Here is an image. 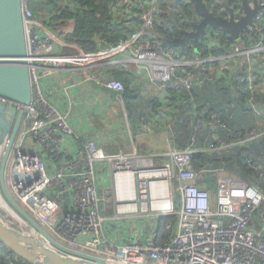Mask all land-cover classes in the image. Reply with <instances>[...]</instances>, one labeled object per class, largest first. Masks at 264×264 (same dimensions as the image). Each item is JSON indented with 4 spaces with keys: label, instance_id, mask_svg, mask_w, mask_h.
<instances>
[{
    "label": "built area",
    "instance_id": "1",
    "mask_svg": "<svg viewBox=\"0 0 264 264\" xmlns=\"http://www.w3.org/2000/svg\"><path fill=\"white\" fill-rule=\"evenodd\" d=\"M114 1L111 11L117 19L138 16L141 25L134 34L115 46L88 53L74 48L76 52L67 54L63 50L73 46L61 40V26L52 35L32 13L30 0H20L23 60L32 97L29 106L18 107L22 117L6 160L4 182L10 197L56 243L89 256L120 264H264V225L252 226V213L264 200L259 187L243 188L238 206L233 186L218 181L212 201L210 191L200 186L204 176L192 168L193 148L177 149L169 124L159 154L163 160L140 153L119 80L96 78L122 110L129 149L116 153L106 152L95 139L82 138L69 125L68 113L56 110L43 94L44 83L55 74L74 70L89 81L93 70L115 64L135 74L145 72L150 82L161 86L181 74L182 89L189 91L196 78L192 69L216 60L182 61L174 48L161 50L157 37L148 38L158 21L160 0ZM256 1L260 11L248 32L240 35V46L222 57L247 58L250 92L252 65L264 56V0ZM248 103L256 115L264 116L252 99ZM140 130L152 132L154 127L143 121ZM222 147L210 146L208 151ZM160 236L165 238L157 244Z\"/></svg>",
    "mask_w": 264,
    "mask_h": 264
},
{
    "label": "trees",
    "instance_id": "2",
    "mask_svg": "<svg viewBox=\"0 0 264 264\" xmlns=\"http://www.w3.org/2000/svg\"><path fill=\"white\" fill-rule=\"evenodd\" d=\"M202 1L214 16L227 19V9L233 12L235 19L243 14L239 0ZM114 4V0H30V9L53 32L62 23L73 22L72 30L63 35V40L88 53L117 45L141 25L138 16L117 19L111 11ZM156 9L158 21L148 38L157 37L164 51L172 48L165 44L166 41L182 39L183 33L194 32L193 24L199 23L193 5L187 0H167L165 3L160 0ZM262 31L264 34L263 26ZM236 43L219 29H207L198 42L190 39L184 46L174 48L182 61L216 60L192 69L196 78L189 91L182 89L181 74H177L171 82L162 85L166 94L161 99L140 97L134 102V98H129L134 94L129 91L131 82L127 77L130 74L117 67L106 70L124 85L123 98L127 102L125 108L133 136L138 134L143 121L153 125L159 121L153 117H164L174 134V146L179 150L188 146L193 148L192 168L204 176L200 186L210 191L211 200L215 184L226 181L235 189L236 203L241 206V193L246 186L259 187L264 194V116L256 117L248 103L252 99L259 111L264 112V91L258 88L264 79V56L258 57L252 65L255 80L254 90L250 92L247 58H222ZM248 45L246 43L245 47ZM199 81H202L200 85ZM214 122L220 125L216 126ZM210 146L223 147L220 151H208ZM252 218V226L264 225V200L252 213ZM163 221L157 223L158 233ZM160 237L156 239L157 244L165 238ZM0 264L28 263L0 245Z\"/></svg>",
    "mask_w": 264,
    "mask_h": 264
},
{
    "label": "water",
    "instance_id": "3",
    "mask_svg": "<svg viewBox=\"0 0 264 264\" xmlns=\"http://www.w3.org/2000/svg\"><path fill=\"white\" fill-rule=\"evenodd\" d=\"M187 1L193 5L199 23L193 24L194 32L183 33L182 39L166 41L169 47H182L190 39L196 43L207 29H219L240 46V35L248 32V27L260 11L256 0H239L243 8L242 16L235 19L233 12L226 8L229 17L225 19L214 16L202 0ZM54 49L58 51L57 47ZM24 57L21 2L0 0V146L5 145L0 161V198L26 225V232H21L0 220V245L28 264H120L76 252L56 243L13 201L6 189V160L22 117L18 107L29 106L32 97Z\"/></svg>",
    "mask_w": 264,
    "mask_h": 264
},
{
    "label": "crops",
    "instance_id": "4",
    "mask_svg": "<svg viewBox=\"0 0 264 264\" xmlns=\"http://www.w3.org/2000/svg\"><path fill=\"white\" fill-rule=\"evenodd\" d=\"M46 30L56 36V31L53 32L49 30L48 27H46ZM63 35L64 34H62L60 38L66 43L63 40ZM74 48L80 50L73 46V48H65L63 52L69 50L76 52ZM126 56L128 55L122 54L121 58H125ZM107 67H117L130 74L129 77H127V80L131 82L129 91L134 94L129 95V98H134V102H137L140 97L147 99L150 97L153 99L165 97L166 93L163 92L162 86L159 83L150 82L145 72L135 74L132 68H124L116 64L93 70L91 74H89L90 78H92L89 81L86 80V76L74 70L55 74L44 83L43 94L44 91H47V94L44 95L56 110L62 113H68V123L69 125L71 124L70 126L76 132L87 138L95 139L97 145L106 152L116 153L119 150L129 149L125 139L121 136L116 146H111L110 143L113 136H104L105 133L102 130L100 131L97 127H92V123L90 122V117L92 115H100L102 110L108 111L111 100L113 99L112 93L101 89L97 84V79H103L104 77L112 78L107 73ZM113 101L115 102L114 99ZM126 103L124 99V108ZM118 106L119 110L122 112L120 105ZM75 116H77L76 120L74 119ZM153 118L155 119L157 116ZM159 119V121L153 124L154 131L145 133L139 130L138 134L135 136L138 151L142 154L157 155L156 162H161L163 160L159 154H161L165 148V129L168 125L164 117ZM163 136H165V142L162 145L164 140Z\"/></svg>",
    "mask_w": 264,
    "mask_h": 264
},
{
    "label": "rangeland",
    "instance_id": "5",
    "mask_svg": "<svg viewBox=\"0 0 264 264\" xmlns=\"http://www.w3.org/2000/svg\"><path fill=\"white\" fill-rule=\"evenodd\" d=\"M73 28V22H64L61 24V27L58 29V32L61 34H65L67 32H70ZM258 88L264 91V79L261 80L260 84H258ZM145 89V88H144ZM44 94H47V91H44ZM146 99V98H145ZM143 101V100H142ZM127 112V111H126ZM256 117H260L258 115H255ZM74 119H77V116L74 117ZM160 120L159 118H156ZM123 114L119 110V106L117 103L111 100V105L109 107L108 111H101L100 115L94 116L92 115L90 117V122L92 123V127H97L99 130L103 131L105 134L104 136L107 135H112V140H111V146H116V143L119 142L121 139V136L123 137L125 134V130L122 126L123 122ZM167 121V120H166ZM168 122V121H167ZM71 125V124H70ZM259 125H262V122H259ZM101 133V132H100ZM165 136H163V143L165 142ZM1 148H4V146H1ZM0 148V161L3 155V149ZM177 202V200H176ZM2 203L0 202V220H2L4 223H6L8 226L12 227L15 230L21 231V232H26V225L21 221V223L18 222V218L15 219L10 216L9 213L5 212L3 206L1 205ZM178 210L176 206V211Z\"/></svg>",
    "mask_w": 264,
    "mask_h": 264
},
{
    "label": "bare ground",
    "instance_id": "6",
    "mask_svg": "<svg viewBox=\"0 0 264 264\" xmlns=\"http://www.w3.org/2000/svg\"><path fill=\"white\" fill-rule=\"evenodd\" d=\"M0 148H1V146H0ZM0 202L2 203L1 205L3 206L5 212L9 213L12 218H14V217H15V219L18 218L15 214L12 213L11 210H9V208L5 205V203L2 201L1 198H0ZM18 222L21 223V221L19 219H18Z\"/></svg>",
    "mask_w": 264,
    "mask_h": 264
}]
</instances>
